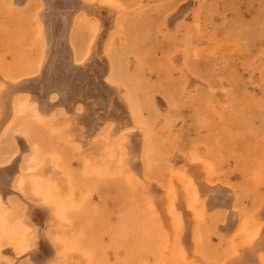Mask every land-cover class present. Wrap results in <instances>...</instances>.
I'll use <instances>...</instances> for the list:
<instances>
[{"label": "bare ground", "instance_id": "bare-ground-1", "mask_svg": "<svg viewBox=\"0 0 264 264\" xmlns=\"http://www.w3.org/2000/svg\"><path fill=\"white\" fill-rule=\"evenodd\" d=\"M7 1L29 47L0 59V264H264V161L226 130L224 89L196 77L188 47L168 55L164 82L142 65L153 53L132 69L130 50L184 14L149 35L150 16L132 19L118 0ZM195 83L218 132L179 145L161 114L180 110Z\"/></svg>", "mask_w": 264, "mask_h": 264}, {"label": "rangeland", "instance_id": "rangeland-1", "mask_svg": "<svg viewBox=\"0 0 264 264\" xmlns=\"http://www.w3.org/2000/svg\"><path fill=\"white\" fill-rule=\"evenodd\" d=\"M1 1L3 5L6 4L4 7L1 4ZM1 1H0V11H1L0 19L2 20H0V26L2 28L0 27V30L3 29L2 30L3 32L0 31V36H1L0 45L2 46V47L0 46V59L6 58L7 60L12 61L16 57V54H19V53L21 54V52L24 53V51L27 49V46L29 47L28 41L24 42L25 45L23 43H20V41L18 42L17 41L18 37L13 32L14 30L15 32L17 31L18 26L20 27L21 23H23V19L25 23H26V20L24 16H23L24 18L23 17L21 18V16L20 17L17 16V15H20L18 14V12H15L17 14H13L14 10L12 11L11 9H9L10 5L7 3L8 2L7 0H1ZM124 1L125 0L123 1L118 0V2L123 5V7H127L129 11H131L132 19L135 16L138 20H140V18H142L141 14L143 15L145 14L144 16H147L146 18L150 16L148 19L151 21H147L148 19H146L144 16H143L144 18H142L143 20L146 19V21L149 22L148 27L154 26L151 28L152 31L154 32L150 31L149 35L153 33L156 34L155 32L156 31L155 29L157 28L156 25L158 24L161 25V21L163 20V17L166 14L175 13V12H177L178 15L184 14V16H182L183 19H180V22L177 24V26H174V28H172L170 32L166 33L165 35H164L165 32H162V33L159 32L158 38L156 39L157 41L154 39V35H151L149 37L144 36L145 38H143V40L141 41V45H140L141 48L137 49L136 51H133L130 48L131 50L129 53H131L132 56L128 53L129 59H131L132 66L134 63H136L134 64V67H132L133 71L134 69L136 70L138 67L141 66L142 58H143L142 54L144 53L148 54V52L150 53V55L151 53L153 54L158 53L157 55L152 54L150 57L149 56L148 57L150 58L149 60H151L152 63L157 60L156 62L160 63L161 67L152 66V64L151 65L149 64L151 63L149 61H146L145 62L146 64L144 63L142 65L144 66L145 72L148 73L147 76L150 78V80L152 78V82L154 80H156L154 82L158 81V83L164 82L166 78V75L164 74L165 71L173 69L171 62L169 61L170 59H168L170 58L169 56L173 55L175 52H177V50H180L182 48H184V50L182 49L183 53L184 52L187 53L186 52L187 50L185 49L186 47H188L191 52L194 50L200 60V65H201V70H199L200 73L198 76L196 75V77L198 79H202L203 80L202 83L211 81L212 84L215 86V89L219 90L222 88L224 89V92H226V97H225L226 100L223 101V103L225 102L226 105L222 103L221 108L224 109V116H223V118H225L224 121H228L226 122V126H227L226 130H228L229 133L233 130V132L229 135L230 136L235 135L237 139L238 138L242 139L245 144L244 150L250 149L256 152L255 155L257 156V158L259 157L260 160L264 161V154H263L264 153V0H174V2L173 0H158V1L153 0V2L149 0L151 1V3L145 0H143L144 2L142 0H139V1L138 0H128V1L126 0L125 2ZM126 2H129V4ZM130 4H132L133 6ZM129 5L131 6V8ZM2 9L4 10V12H2L3 11ZM22 9L23 8H19V10H22ZM167 9L169 10L168 12H167ZM147 11H149V14ZM3 15H5L6 17H3ZM9 15H12V16H9ZM15 16L16 18H14ZM11 17H13L12 18L13 21L10 19ZM17 17H19L20 20ZM16 19H18V21ZM11 22L16 23V24H13V23L11 24ZM7 25H9L8 28H7ZM15 25L17 26V28H15L16 27ZM195 26L197 28H195ZM22 27L24 26L21 25V28ZM8 29L9 31L7 33L6 30ZM198 29L201 31H199ZM173 33L176 34L175 38H174ZM2 34H4V38ZM12 34L13 36H11ZM168 34L170 36H168ZM164 36H166V38L168 39H166ZM161 37L163 39H161ZM170 37H172L173 39ZM190 37L192 38L190 39ZM9 39L11 40L10 43H8ZM116 41L118 45L121 44V42H123L122 39L119 38V36L116 37ZM168 41L171 43L170 46L168 45L169 44ZM179 41H182V42H179ZM3 42L5 43L7 42L6 43L7 46ZM198 44L200 45L198 46ZM152 48H153V51H152ZM160 48H163L164 50ZM136 52L139 53L138 56ZM163 60L166 62H164ZM202 63L203 64L205 63V64L203 65ZM176 68L174 67V74L176 73L178 75L179 73L178 71H176ZM152 69H155V70H152ZM160 71L162 72V74ZM150 74L152 75L151 77H150ZM160 77L163 78L164 80L163 79L159 80L161 79ZM252 77L253 78L255 77V79H252ZM221 80H223L224 84L222 83ZM226 85L227 86L229 85L230 87L228 86L229 88L228 87L224 88V86ZM206 89L207 88L201 83L193 84V87L190 93L183 96L182 103L180 104V106H178V109L180 108V110H178L177 112L180 115L178 114L176 115L177 112L172 110L170 107L167 108L169 111L167 110L166 113L164 110L162 111V114H161L162 124H160V128L167 126L165 128H167L168 130L165 129L164 131H166L167 136L170 139L174 140L175 143L177 142V144L182 145L183 144L182 142H184L187 138L195 140V139H198L201 134H207L210 132L213 133L214 131L215 133L218 132L219 125L217 124V122L212 117H210L211 115L210 116L207 115L208 119H206L207 111L205 110L203 103H201L198 99L196 100L197 98L196 96L202 90L205 91ZM229 94H230V97H228ZM161 96L163 97V95ZM163 99L161 101V105L162 103H164V106H167L164 97ZM193 99L194 101H192ZM185 102H188V105ZM189 103H191L192 105L194 103L195 104L194 106H192ZM184 105L187 107H185ZM188 107L190 110L188 109ZM195 107L196 108L198 107V108L195 109ZM162 108H163V105H162ZM230 109L231 111L232 110L233 111L231 112ZM191 112L193 113V115ZM171 115H173V117ZM198 116L199 118L202 116L200 118L201 120L198 118ZM177 117H179V119H177ZM231 117H232L233 123H231L232 122ZM173 119L174 120L177 119L175 121V124H171V123H174ZM214 121H215V124L213 123ZM202 124L205 126L201 127L200 125ZM175 125L176 127H178L177 130H176ZM231 127H232V130H231ZM173 132L175 134H173ZM171 135L172 136L174 135V136L171 137ZM184 135H188V137ZM239 139H238V142H239ZM235 162H236L235 160H231L230 162L231 167H235L237 165V163ZM231 178L234 182L239 181L241 179L240 172L235 170V172L231 173ZM43 245L44 247H42V250L44 252L47 246L45 247V244H42V246ZM26 260H27L26 257H23L22 259L20 258L19 261H17L18 262L17 264H27Z\"/></svg>", "mask_w": 264, "mask_h": 264}]
</instances>
